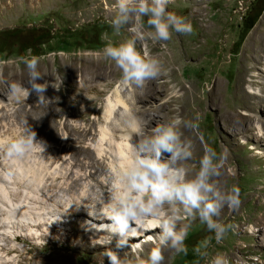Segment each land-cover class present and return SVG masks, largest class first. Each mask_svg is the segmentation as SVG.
<instances>
[{"label":"rangeland","instance_id":"374dc122","mask_svg":"<svg viewBox=\"0 0 264 264\" xmlns=\"http://www.w3.org/2000/svg\"><path fill=\"white\" fill-rule=\"evenodd\" d=\"M115 3L116 0H0V140L19 136L27 120L37 139L46 144L45 152L38 149L22 160L9 161L0 155V264H108L103 253L109 247L121 256L131 254L127 247L117 248L116 240L92 246L91 239L101 234L90 227L95 223L87 209L80 206L77 210L75 204L98 198L107 191L100 184L108 186L113 178L110 156L103 160L98 155L99 141L102 127L110 125L105 116L108 99L114 98L122 79L120 70L103 56L105 41L101 35L107 33L117 43L130 36L126 29L118 36L112 35L108 20ZM167 11L190 21L192 32H173L170 40L156 43L145 38L144 46L150 54L181 60L175 65V75H163L157 80L171 82L165 83L159 93L150 91L153 95L147 99L146 107L156 117L154 127L179 120L183 137L191 140L193 150L200 141L203 152L211 146L222 155L227 172L221 185H238L242 203L238 209L225 206L222 210L218 219L238 227L220 243L198 218L183 221L190 224L185 240L188 253L166 248L163 264H211L217 253L225 254L230 264H264V0H169ZM256 13L257 20L242 36L244 21ZM147 19L142 18L149 31ZM34 27L41 34L49 31L36 52L18 44ZM3 31L8 33L2 35ZM32 56L39 59V70L47 74L45 95L51 102L37 106L35 93L21 103L9 101L10 83H28L23 61ZM244 62L250 66L249 97L242 99L236 84ZM88 76L93 80L85 92L83 79ZM216 82L221 83L219 93L211 91ZM187 85L193 87L194 101L186 91ZM126 87L124 95H134V87ZM242 110L247 114L246 125L241 120ZM120 113L127 114V109ZM66 119L72 124L71 131L64 127ZM133 123L126 119L127 126ZM89 126L97 133L93 142L87 141L89 150L72 146L63 153L65 158H59L57 139L62 143L68 137L78 141ZM191 135L196 139H190ZM115 136L118 139L121 133ZM201 157L190 160L191 173L199 169ZM96 165H101L98 178L92 179L86 173ZM67 209L69 212L62 214ZM164 210L169 211V207L165 205ZM61 215L62 219L57 220ZM158 234L159 229L129 244H138L146 257L154 246L149 237L155 239ZM208 237H212L208 255L198 257L193 249Z\"/></svg>","mask_w":264,"mask_h":264},{"label":"clouds","instance_id":"9594fccd","mask_svg":"<svg viewBox=\"0 0 264 264\" xmlns=\"http://www.w3.org/2000/svg\"><path fill=\"white\" fill-rule=\"evenodd\" d=\"M168 4L169 0H116L108 20L112 35L118 36L126 29L130 36L117 43L103 33L101 40L105 41L103 56L120 70L123 84L143 89L147 82L164 72L160 58L150 54L144 46L146 37L156 43L170 40L173 32L191 34V22L167 11ZM143 17H148L149 31L145 30ZM23 62L28 69V83H10L8 100L21 103L35 93L37 106L46 101L50 103L45 95L48 83L44 77L47 74L39 70V59L32 56L24 58ZM56 89L59 90L58 87ZM188 127L196 128L198 125L190 124ZM133 131L141 138L129 146L128 155L121 157L111 169L113 178L107 191L98 198H86L84 202L75 203L77 210L83 206L90 216L109 221L90 225L104 233L91 239L92 246L109 245L115 239L117 248L131 250V254L125 252L121 256L112 248H106L103 254L108 264H163L166 248L187 255L185 240L190 224L183 223L185 220L198 218L209 232L215 234L217 243L229 231L236 230L237 225L222 223L218 219L225 206L238 209L242 203L238 185L233 184L230 188L221 185L222 155L213 147H206L199 169L190 174L185 162L193 157V145L183 138L179 120L157 124L150 135H144L137 129ZM38 149L45 152L46 144L37 139L36 131L27 120L19 136L0 140V155L9 161L22 160ZM165 205L169 207L167 212ZM69 209L62 214L68 213ZM60 219L62 215L57 220ZM156 228L159 234L155 239L149 237L154 246L146 257L138 244H129L143 232ZM211 239L208 237L195 246L193 251L198 257L208 255ZM211 264H230V261L225 254L217 253Z\"/></svg>","mask_w":264,"mask_h":264},{"label":"bare ground","instance_id":"6f19581e","mask_svg":"<svg viewBox=\"0 0 264 264\" xmlns=\"http://www.w3.org/2000/svg\"><path fill=\"white\" fill-rule=\"evenodd\" d=\"M159 58L162 61V64H163V67H164V72L161 74V76H159L155 80L147 82V84L145 85V87L143 89L136 90L138 88L133 86L134 90H135V92H133L134 95L133 94L132 95L128 94L129 92L126 95H124L125 94L124 92L127 90L128 87H126L125 84H124V86H125L124 87L123 83H122L120 85V86H122V88L120 89V86H119V88H117L116 93L114 95V98H109L108 99L105 116H106L107 120L110 121V123H109L110 125L107 128L102 127V130L100 129L101 130L100 131V134H101L100 136L101 137H100V141H99L100 142L99 143L100 146H99L98 155L101 156V158H103V160L110 156V158H111L110 167L111 168H114L116 166L117 162L119 161V159L121 157L127 156L128 155L129 146L133 145L132 144L133 142L137 143L138 139L141 138L140 136H138L136 131H133V129L139 130L144 135H150L151 131H152V128L154 127V124L156 123L155 122V120H156L155 115H152V114H150L148 112V109L146 107V104H147L146 101H147V99L150 96L153 95V93L161 92V89H162V87H163V85L165 83L171 82V80L170 81L161 80V81H158V82H157V80L159 78L163 77V75H166V76L173 75L175 73V71H178V69L175 67V65L178 64L181 61V60L176 59V58L175 59L174 58L173 59H168L169 57H166V56H162V57H159ZM240 68H241V70H240L239 77H238L237 84H236V92L243 99V98H248L249 97V91H248L249 84L248 83H249V78H250V66H249L248 62H244V63L241 64ZM178 77H179V80H180L179 82L183 81V79L181 77V74ZM92 80H93L92 76H88L87 78L83 79V88L82 89L85 92H88V91H86V88L89 89L90 86L87 85V84L90 83ZM182 83H179V84H182ZM188 85L186 87V91H190V94H191L190 100L194 101V99L192 98V97H194V93L192 92L193 91V87L192 86H188ZM220 89H221V83L220 82L219 83L216 82L214 87H213V89H211V91L214 92V93H219ZM76 90H78V89H76ZM79 90H81V89H79ZM131 90H132V88H131ZM153 90H154V92L152 94H150L149 92L153 91ZM81 94H83V93H81ZM172 97L173 96H171L170 98H172ZM70 98H72V97H70ZM83 103H85V102H83ZM63 106H64V104H63ZM123 108L127 109V114H125V115L120 113V110L123 109ZM58 113H59V111H58ZM241 115H242L241 120L246 125L247 123H245V117H244L245 115H247L246 112L244 110H242L241 111ZM133 118H135V119L133 120ZM126 119L132 120L134 123L131 126H129V125L127 126V124H129V123L126 124ZM70 123L71 122H70L69 119H66L64 121V125H65L64 127H66L69 131H71L70 127L72 126V124H70ZM121 127H123L124 129H122ZM73 129L74 130H78V131L80 130V129H76L74 127H73ZM94 130H95V128L92 127V126L85 127L83 129L84 135H83V137L78 139V141L77 140H73V139L68 137L67 139H65L66 141L64 143H62L61 141H59L57 139L56 148L58 150V157L61 158V159L65 158L66 154L63 155V153H65L72 146H76V145H78V146H80V147H82V148H84L85 150L88 151L90 146L87 144V141L93 142L92 140L95 139V136L97 134V133H95ZM180 130L182 131V126L181 125H180ZM187 131H189V130H187ZM191 131H192V129H191ZM116 132L117 133L118 132L121 133V137L118 138V139L113 137V136H115ZM183 136H184V133H183ZM57 137H59V136H57ZM190 139L193 140V139H196V138L194 137V135H191ZM195 148L196 149L193 150V157L190 159L192 161L196 160V159H199L201 156H203V153H204L203 152V147H202V144H201L200 141H196ZM60 154H61V156H60ZM190 160L185 162V166L188 168V170H189V172L191 174ZM99 166L101 167V165H99ZM100 167H98L96 165L92 170H90L88 173H86V175H88L92 179H96V177L98 178V173H99ZM226 172H227V163L224 162V166L221 169V176L219 177V180H223L225 178L224 176H225ZM81 177L82 176H80L78 178H81ZM100 185L102 186V188L105 191V189L107 187V183L106 184L105 183L104 184L101 183ZM91 218L94 220V223H95L94 225H98V224H101V223L109 222L107 220H101V219L95 218L93 216ZM157 229L158 228H156L154 230H157ZM154 230L145 231L138 238L145 237L146 235H151V232L154 231ZM93 231L97 232L96 230H93ZM98 233L101 234V235L104 234L103 232H98ZM132 240H134V239H132ZM114 241H115V239H113L112 242H114Z\"/></svg>","mask_w":264,"mask_h":264},{"label":"trees","instance_id":"16d2710c","mask_svg":"<svg viewBox=\"0 0 264 264\" xmlns=\"http://www.w3.org/2000/svg\"><path fill=\"white\" fill-rule=\"evenodd\" d=\"M258 16H259V13H256L253 16H251V18L244 21L242 36H245L246 33L251 29V27L257 20ZM7 33L8 31L6 32L3 31L1 34L5 35ZM48 34H49V31L46 32V34H43V33L41 34L39 32V29L34 27V28H31L24 36L21 37V39L18 40V44L24 45L25 47H28L32 49L34 52H36V47L38 43L44 38H46Z\"/></svg>","mask_w":264,"mask_h":264}]
</instances>
